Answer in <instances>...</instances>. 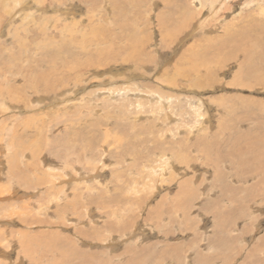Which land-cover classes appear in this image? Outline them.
Wrapping results in <instances>:
<instances>
[{
  "label": "rangeland",
  "instance_id": "rangeland-1",
  "mask_svg": "<svg viewBox=\"0 0 264 264\" xmlns=\"http://www.w3.org/2000/svg\"><path fill=\"white\" fill-rule=\"evenodd\" d=\"M213 1L0 0V264H264V0Z\"/></svg>",
  "mask_w": 264,
  "mask_h": 264
},
{
  "label": "bare ground",
  "instance_id": "bare-ground-1",
  "mask_svg": "<svg viewBox=\"0 0 264 264\" xmlns=\"http://www.w3.org/2000/svg\"><path fill=\"white\" fill-rule=\"evenodd\" d=\"M46 1H47V0H46ZM207 1H208V0H207ZM217 1H218V0H217ZM217 1H216V0L213 1V3H214V2H215V3H214L213 5H211V9H212V10H214V9L216 8V11H217V7H219V11H222V12H223V11H228V10H229V8H230L229 6H230V5H227V4L225 3V1H221V3H222L223 5H222L220 2H217ZM234 2H235V1H234ZM234 2H233V3H234ZM251 2H252V1H251ZM185 3H186V2H185ZM208 3H209V2H208ZM195 4H196V3H195ZM229 4H230V3H229ZM182 5H183V4H182ZM186 5H187V4H186ZM207 6H208V5H207ZM234 6H235V4H234ZM183 7H184V6H183ZM259 7H260V5H259ZM263 7H264V6H263ZM233 9H234V8H233ZM247 9H248V8H247ZM180 10H181V9H180ZM212 10H209V11L212 12ZM256 10H257V9H256ZM214 11H215V10H214ZM258 11H259V10H258ZM258 11H257V12H258ZM204 12H205V11H204ZM242 12H243V11H242ZM245 12H246V11H245ZM252 12H253V11H252ZM179 13H180V12H179ZM189 13H190V12H189ZM218 13H219V12H218ZM260 13H261V12H260ZM216 14H217V13H216ZM206 15H207V14H206ZM243 15H244V14H243ZM188 16H189V15H188ZM208 16H209V15H208ZM215 16H216V15H215ZM222 16H223V15H222ZM249 16H250V14H249ZM204 17H205V16H204ZM189 18H190V17H189ZM243 18H244V17H243ZM262 19H264V18H262ZM244 20H245V19H244ZM259 20H260V19H259ZM245 21H246V20H245ZM251 21H252V20H251ZM247 22H248V20H247ZM252 22H253V26H254L255 23H254V21H252ZM252 22H251V24H252ZM259 22H261V20H260ZM247 24H248V23H247ZM255 25H256V24H255ZM263 25H264V24H263ZM251 26H252V25H251ZM261 26H262V25H261ZM247 27H248V26H247ZM261 28H262V29H261ZM248 29H249V27H248ZM254 29H255V27H254ZM259 31L263 33V32H264V26L260 27ZM260 32H259V33H260ZM243 33H244V32H243ZM259 33H258V34H259ZM228 34H229V33H228ZM238 36H239V35H238ZM244 36H245V34H244ZM239 37H241V35H240ZM263 37H264V34H263ZM221 43H222V42H221ZM242 43H243V42H242ZM221 45H223V44H221ZM207 46H208V44H207ZM135 49H136V48H135ZM208 49H210V48H208ZM204 55H205V54H204ZM130 56H132V55H130ZM205 57H206V55H205ZM205 57H204V58H205ZM208 57H209V55H208ZM129 58H130V57H129ZM211 66H213V65H211ZM262 66H263V65H262ZM208 67H209V66H208ZM258 70L260 71V69H258ZM263 73H264V71H263ZM43 75H44V74H43ZM43 75H42V76H43ZM49 75L51 76L50 73L48 74V76H49ZM52 75H53V74H52ZM65 76H66V75H65ZM205 76H206V75H205ZM48 78H49V77H48ZM50 78H51V77H50ZM50 78H49V79H50ZM210 78H211V77H210ZM42 79H43V78H42ZM42 79H41V80H42ZM49 79H48V80H49ZM207 79H208V78H207ZM205 80H206V79H205ZM42 81H43V80H42ZM46 81H47V79H46ZM51 81H52V83H53V79H52ZM40 82H41V81H40ZM208 82H209V81H208ZM48 83H49V82H48ZM49 86H50V84H49ZM38 89H39V88H38ZM49 89H50V88H49ZM0 94H1V93H0ZM14 103H15V102H14ZM14 106H15V105H14ZM256 137H257V136H256ZM255 139H256V138H255ZM33 153H34V152H33ZM34 154H35V153H34ZM253 162H254V161H253ZM9 168H10V166H9ZM259 170H260V169H259ZM67 171H68V170H67ZM67 171H66V172H67ZM20 172H21V171H20ZM67 174H68V173H67ZM72 174H73V172L71 173V175H72ZM12 175H13V174H12ZM69 175H70V173H69ZM67 176H68V175H67ZM58 177H59V176H58ZM71 177H72V176H71ZM62 178H63V177H62ZM63 179H64V178H63ZM69 179H70V178H69ZM262 179H263V178H262ZM59 180H60V179H59ZM61 180H62V179H61ZM0 195H1V194H0ZM27 204H28V203H27ZM22 207H23V206H22ZM48 233H49V232H48ZM49 234H50V233H49ZM47 235H48V234H47ZM57 235H58V234H57ZM55 236H56V235H55ZM58 237H59V236H58ZM29 238H30V237H29ZM24 239H25V238H24ZM32 239H33V238H32ZM26 246H27V244H26ZM29 252H30V251H29ZM23 254H25V253H23Z\"/></svg>",
  "mask_w": 264,
  "mask_h": 264
}]
</instances>
